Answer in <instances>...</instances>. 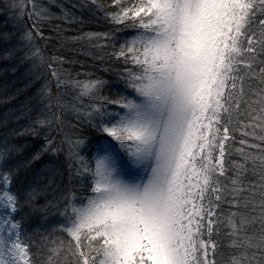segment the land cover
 Wrapping results in <instances>:
<instances>
[{
  "label": "snow or ice",
  "instance_id": "obj_1",
  "mask_svg": "<svg viewBox=\"0 0 264 264\" xmlns=\"http://www.w3.org/2000/svg\"><path fill=\"white\" fill-rule=\"evenodd\" d=\"M0 264H264V0H0Z\"/></svg>",
  "mask_w": 264,
  "mask_h": 264
},
{
  "label": "trees",
  "instance_id": "obj_2",
  "mask_svg": "<svg viewBox=\"0 0 264 264\" xmlns=\"http://www.w3.org/2000/svg\"><path fill=\"white\" fill-rule=\"evenodd\" d=\"M45 3L50 2V0H44ZM55 2L58 3H63L65 5H71V4H75L77 3V0H55ZM55 10V9H54ZM81 13H77V15L79 16ZM84 20L85 21H89V17L87 15H84ZM29 23L31 24V21H29ZM57 24H60V21H56ZM63 28L67 29V31L64 32V35L67 37H72V36H76L79 34L80 29H82L83 32H89V31H103L104 28L102 27L101 23L95 21V20H91L88 23H86L85 25L81 26L79 24H63L62 25ZM46 36H54L55 33L51 32V31H46L45 32ZM41 43H43V41H41ZM72 47V45H69V48L65 49V52L67 53L69 51V49ZM78 47V46H76ZM69 58H77V57H69ZM78 59L83 62L84 61V56L80 55L78 57ZM65 67H70L69 65H65ZM73 68V71H87L88 69H81L79 67V65H75V66H71ZM21 71H24L23 69Z\"/></svg>",
  "mask_w": 264,
  "mask_h": 264
},
{
  "label": "rangeland",
  "instance_id": "obj_3",
  "mask_svg": "<svg viewBox=\"0 0 264 264\" xmlns=\"http://www.w3.org/2000/svg\"><path fill=\"white\" fill-rule=\"evenodd\" d=\"M27 23L30 25L29 21H27Z\"/></svg>",
  "mask_w": 264,
  "mask_h": 264
}]
</instances>
